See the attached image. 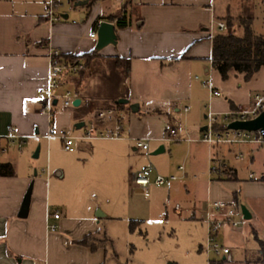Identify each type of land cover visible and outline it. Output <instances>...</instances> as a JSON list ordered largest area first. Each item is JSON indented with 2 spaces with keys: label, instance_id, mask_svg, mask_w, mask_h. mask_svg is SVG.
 <instances>
[{
  "label": "crops",
  "instance_id": "crops-1",
  "mask_svg": "<svg viewBox=\"0 0 264 264\" xmlns=\"http://www.w3.org/2000/svg\"><path fill=\"white\" fill-rule=\"evenodd\" d=\"M67 2L74 10L72 18V12L62 11L68 14V19L50 23L47 0H0V163L11 164L15 172L13 176L0 175V264H91L87 246L80 243L89 235L87 227L94 223L91 211L88 216L74 220L61 209L65 207L63 203L52 209L51 180L56 181L58 189L66 180L98 179L130 184L132 175L147 166L141 167L130 160L131 151H144L137 146L138 140H149L150 148L153 143L161 144L158 148L163 146L165 151L162 143L170 128L177 129V121L185 120L193 130L199 128V138L189 137L186 123H183L186 137L179 136L188 143L200 142L207 126L203 119H208V112H215L223 121L224 114L240 106L250 108L254 96L264 92V66L250 80L235 70L224 80L212 65L216 34L214 30L212 33V20L226 23L229 16L234 20L233 25L240 24V18L255 21L258 0H97L86 5ZM123 15L127 16L129 25L118 28L115 20ZM99 21L115 23L118 42L97 51V35L90 34L93 31L97 34ZM51 49L60 50L63 56L92 50L98 54L85 70L63 76L57 93L78 92L80 102L65 106L59 97L50 120L41 112L45 98L40 88L47 83ZM211 88L221 95H212ZM121 99L128 101L121 103ZM185 105L190 106L187 113L183 111ZM108 109H114L122 118V137L81 138L87 131L113 129V122L98 117L99 111ZM80 122L84 125L78 128ZM10 128L23 139L21 149L18 141L7 138ZM59 128L77 137L73 151L77 148L82 157H77L72 165L63 159L62 150L57 151L60 140L46 138L50 129ZM38 146L39 156L35 157ZM262 148L250 143L224 144L213 149L209 146L207 161L213 156L225 162L230 173L223 175L222 171L209 180L208 187L213 180L217 183L211 184L216 191L212 198L208 192L206 205L208 200L235 202V195L242 201L243 184L247 186V195L259 198L262 188L256 181L264 180V175L251 180L249 175L255 172L249 170ZM239 153L243 156L237 159ZM246 156L248 173L242 176L246 164L241 160ZM180 165L176 171L182 173L181 179H186L194 164L191 161L186 166L188 173L179 170ZM46 167L50 169L48 175L44 172ZM176 171L160 174L171 176ZM33 180L29 216L20 218L18 213ZM218 183L226 184L227 189H221ZM187 191L191 193L190 189ZM250 204L256 208L253 202ZM238 207L236 204L232 209ZM204 209L183 207L178 214L193 210L194 218L197 212L204 214L200 220L206 226ZM48 213L49 222L57 226L54 231L47 228ZM56 213L60 215L57 219L53 216ZM75 228L81 230L71 243L66 235L76 232ZM220 236L229 247L244 242L241 229L234 231L226 226L218 239ZM200 250L204 252L203 244Z\"/></svg>",
  "mask_w": 264,
  "mask_h": 264
},
{
  "label": "rangeland",
  "instance_id": "rangeland-1",
  "mask_svg": "<svg viewBox=\"0 0 264 264\" xmlns=\"http://www.w3.org/2000/svg\"><path fill=\"white\" fill-rule=\"evenodd\" d=\"M257 5L253 29L255 32L264 33V3L258 0ZM62 11L72 12L71 18L74 15V10L67 0L59 10ZM225 29L223 31L239 36L244 33L239 23H235L230 29L227 27ZM181 118L184 119L183 116ZM177 122L175 126L179 135L182 138L186 137L183 135V123L186 121ZM203 122L207 125L208 119H203ZM186 124L189 137L199 138V128L193 130L188 121ZM69 134L76 137L73 133L69 132ZM58 143L57 151L62 150L61 156L67 164L72 165V162L76 163L77 157H82L77 148L69 152L62 146L61 140ZM160 145L153 143L152 148L140 153L131 151L133 154L131 162L141 167L152 163L160 173L169 174L176 171L179 164H184L186 168L192 161L194 167L189 173L188 170L184 171L188 173L186 179L179 178L163 186L152 184L144 191H138L133 181L130 184L129 182L120 184L98 181V179L86 182L66 180L59 189L56 181H50L49 197L52 209L57 208V204L63 203L65 209L63 207L61 209L67 211L74 220L75 217L88 216L91 211L94 223L87 227L86 232L92 235V243L96 245V249L87 246L88 261L91 264H208L206 254L200 250V245H205L207 238L206 226L200 220L204 214L197 212V217L194 218L193 210L185 211V215H180L176 212L175 205L180 203L183 207L195 206L196 209H204L208 192L210 198L215 194L216 188L211 184L217 181L213 180L208 187L209 180L214 177L209 176L208 173L209 145L202 141L191 143L184 140L170 141L167 134L162 143L166 150L152 154ZM247 160L248 156L241 160L246 164L242 168V176L248 173ZM250 167L249 171L255 172L256 177L264 175V148ZM173 175L181 176L182 173L176 171ZM155 176L156 172L152 174V178ZM256 182H259L258 186L262 188L259 198L247 195V186L242 185V201L238 206H247L254 218L243 222L241 232L244 242L231 245L233 261L225 264H264V248L261 246V240L264 241V180ZM218 186L223 190L227 189L224 183H218ZM187 189H190V194ZM252 202L256 208L250 204ZM100 212L105 216L98 217L97 213ZM62 217H65L64 212ZM133 220L139 222L135 223L134 229L131 228ZM81 228H75L76 232L67 234L66 240L70 239L69 241L73 243V238L77 237ZM253 228L256 233L253 232ZM244 231H248L247 235ZM222 238L219 237L218 243L226 245L222 242ZM212 258L223 259L222 256H212Z\"/></svg>",
  "mask_w": 264,
  "mask_h": 264
},
{
  "label": "built area",
  "instance_id": "built-area-1",
  "mask_svg": "<svg viewBox=\"0 0 264 264\" xmlns=\"http://www.w3.org/2000/svg\"><path fill=\"white\" fill-rule=\"evenodd\" d=\"M63 0H47V17L50 23L63 20L62 13L59 12L60 4ZM70 3H76L82 0H69ZM92 0H88L87 4H91ZM76 22V21H74ZM102 21L98 22V26ZM212 33L214 31H223L226 28V23L222 20L213 19L211 23ZM91 37H96V32H91ZM86 69L84 63L72 64L67 62L58 49H51L49 53V71L47 83L45 86L40 88V94L44 96L45 101L41 108V112L46 114L51 120L54 116L55 103L59 97L63 99L65 106L73 104V101L79 98V93L75 91H67L63 94L57 93L58 85L66 73H79ZM212 95L219 96L221 92L211 88ZM264 110V92L256 94L253 98L252 106L250 108L239 107L236 110H232L224 114L223 121L218 119L215 112L210 111L208 115V124L206 129L203 131L200 141L207 143L211 148L224 145V144H242L250 143L258 147L264 146V129H258L254 131L244 129H229L228 124L234 120H249L258 116ZM184 112L190 111V106L185 105L183 108ZM98 117L109 120L114 123L112 130L107 132L94 133L93 131H87L81 138L83 139H94V138H116L122 137V118L116 113L114 109L101 110L98 112ZM225 124V128L217 129L216 125L219 123ZM58 137L63 142V146L68 151L74 150V143L77 137H73L69 134L65 128L50 129L47 133L46 138L50 139ZM7 138L12 141H18V146L21 149L24 141L14 132L13 128H10ZM168 139L170 141H182L176 128L171 127L168 132ZM189 140V139H188ZM137 146L143 150L148 151L150 148L149 140H138ZM0 148V152H1ZM243 156L242 153L236 154V158L239 159ZM227 164L223 161H217L210 158L208 173L210 176H214L225 170ZM179 170L185 171V165L179 166ZM44 172L48 175L50 173L49 167L44 169ZM156 172V176L152 178V174ZM251 180H256L254 173L249 175ZM178 175L165 176L157 172L156 167L150 163L142 171L134 173L132 175V181L135 187L140 190H147L152 184L155 185H166L170 181L179 179ZM233 201H213L208 200L206 208L203 210L205 213V222L207 226V238L206 244L204 245V252L207 257V263L211 264L214 259L212 256H222L226 262H232L233 257L231 255V247L226 245H220L218 243V235L221 230L228 226L232 230L237 231L242 228L243 222L246 220L241 209H232L235 207ZM177 213L183 211V207L180 204L175 205ZM51 214L46 215L47 228L50 230H56L57 226L49 222ZM54 218H59V214L53 215Z\"/></svg>",
  "mask_w": 264,
  "mask_h": 264
},
{
  "label": "trees",
  "instance_id": "trees-1",
  "mask_svg": "<svg viewBox=\"0 0 264 264\" xmlns=\"http://www.w3.org/2000/svg\"><path fill=\"white\" fill-rule=\"evenodd\" d=\"M97 0H92L91 4H94ZM112 21L115 18H111ZM243 27V35L239 36L234 33H227L223 31H216L213 37V49H212V65L218 70L224 80H227L231 70H235L239 73L245 74V79H252L256 73L264 66V34H258L253 29V18H240L238 20ZM233 18H226V27L233 25ZM115 23L118 28H124L129 25L127 16L123 15ZM98 52L92 50L90 52L82 54H66L63 58L72 64L84 63L87 67L90 61L97 56ZM123 61V60H122ZM117 62L121 64V59L118 58ZM121 105V104H120ZM217 129L225 128V124L219 123L216 125ZM223 175H229L228 170H223ZM14 169L9 163H0V175L13 176ZM235 202L238 205L240 200L235 195ZM137 221L131 222V228L134 229ZM92 235L85 236L80 243L86 246H91L92 249H96V245L92 243ZM261 246L264 248V242L261 241ZM225 260H218L214 258L211 264H225Z\"/></svg>",
  "mask_w": 264,
  "mask_h": 264
},
{
  "label": "water",
  "instance_id": "water-1",
  "mask_svg": "<svg viewBox=\"0 0 264 264\" xmlns=\"http://www.w3.org/2000/svg\"><path fill=\"white\" fill-rule=\"evenodd\" d=\"M88 3V0H82L77 2V5H86ZM64 19H68V14H62ZM118 42V35L116 31V25L113 22L109 21H102L101 24L98 26L97 30V43L95 46V49L97 51L102 50L104 47L113 44L116 45ZM121 103H127L128 100L121 99L119 100ZM80 102V99H75L73 101L74 105H77ZM56 103V100L54 101ZM84 125V122H80L77 124V127L80 128ZM229 129H244L249 131H254L258 129H264V110L255 118L249 119V120H234L228 124ZM206 129V126L205 128ZM39 150L40 146H38L36 150L35 157L39 156ZM164 151V147L161 146L156 151L153 152V154H158ZM35 174L37 175V172L35 171ZM34 187V180L31 181L29 188L24 196L20 211L18 213V217L20 218H27L29 216L30 212V204H31V198H32V191ZM241 211L244 215V218L246 220H249L252 218V214L250 210L247 208V206L242 205ZM105 214L103 212L97 213V216H104Z\"/></svg>",
  "mask_w": 264,
  "mask_h": 264
}]
</instances>
